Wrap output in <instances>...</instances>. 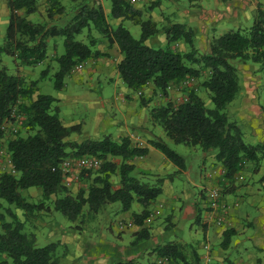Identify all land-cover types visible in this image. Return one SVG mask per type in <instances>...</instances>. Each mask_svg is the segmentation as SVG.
Instances as JSON below:
<instances>
[{"label": "trees", "instance_id": "trees-1", "mask_svg": "<svg viewBox=\"0 0 264 264\" xmlns=\"http://www.w3.org/2000/svg\"><path fill=\"white\" fill-rule=\"evenodd\" d=\"M71 1L77 3L67 11L69 19L58 25L28 19L29 14L39 11L40 0H6L8 23L0 45V57L7 54L22 63H36L45 57L47 39L61 37L62 52L55 56L57 69L53 74V87L60 89L64 77L71 73L77 62L89 56L106 55L97 50L92 52L87 43L76 38L84 29L96 28L106 37L108 45L116 44L121 54L115 62V69L122 82L137 92L152 83L166 99L163 104L150 108L149 118L153 125L162 128L169 140L198 146L204 151L213 150L223 167L221 180L232 181L247 163L255 170L264 158V142H246L241 126L227 112V105L240 90L238 62L258 64L264 80V6L258 5L248 27H237L212 37L207 50L200 51L194 45V30L190 26L168 21L158 27L156 21L143 18L142 10L130 0H109V13L114 19H129L138 24V38L133 37L121 22L111 26L100 0ZM47 2H50L49 6L43 12L46 16L51 18L55 13L67 16L61 0ZM159 32L165 37L163 45L146 42ZM179 41L186 49L176 46ZM45 73L46 70L41 71V74ZM186 77L199 78L200 81L184 87L180 100H170L169 87L179 85ZM197 88L206 92L212 106L205 104ZM21 99H28V102H21ZM54 101L50 94H35L34 83L26 84L22 76L10 73L0 58V122L12 117L15 106L24 114L23 126L34 131L17 134L7 141L16 173H0V264H61V243L56 241L37 246L35 234L24 228L26 219H20L13 210L17 208L26 215L48 208L44 200L50 196L54 197V208L70 220L75 219L84 206L87 212L97 213L106 203L119 201L122 210H127L136 197L142 209L131 214L137 229L131 233L129 246H136L150 236L144 220L149 216V205L161 188L158 182L147 184L140 181L132 174L134 164L129 162L135 156L144 155L147 147L132 144L129 136H121L118 140L110 135L80 141L67 139L70 134L80 132L81 123L62 124ZM148 143L173 164L182 166V156L161 137L154 134ZM78 155H93L101 162L96 170L80 173V178L88 180V184L84 192L74 195L62 182L61 173L53 167L63 158ZM113 174L118 176L117 187L111 179ZM31 186L41 190L40 201L30 202L24 198L22 192ZM234 188L230 185L223 190L233 192ZM231 234L228 229L223 232V245ZM152 251L158 258L166 259L168 264H220L209 259L202 262L195 245L189 242L167 240L157 244ZM131 260L124 263L130 264ZM118 261L116 264H120Z\"/></svg>", "mask_w": 264, "mask_h": 264}, {"label": "crops", "instance_id": "crops-1", "mask_svg": "<svg viewBox=\"0 0 264 264\" xmlns=\"http://www.w3.org/2000/svg\"><path fill=\"white\" fill-rule=\"evenodd\" d=\"M145 4V1H136L135 4L136 7L142 10L143 18H150L156 21L158 27L160 23L161 25H164L168 21L185 23L194 30L195 47L200 51H205L207 50L208 42L212 37L218 36L227 30L235 29L237 27H248L253 21L255 9L258 7V5L264 6V0H160L155 6L147 8L144 7ZM38 9L40 10V6ZM38 12L36 11L29 14L28 18L38 15ZM0 15L8 16L6 0H0ZM122 21L118 19L117 24L119 22L122 23ZM151 40L163 45L165 42V37L163 33L159 32L155 37H152ZM49 41L50 40L48 38V45L44 59L50 58L51 49H60L59 45L54 46L53 41H50V43ZM176 45L179 49H186V46L181 41H179ZM113 49L116 52L112 67L113 69H111V66H109V63H107L108 61H105L104 56H102L103 58L99 60V62L101 61L103 64L97 62L99 64L97 65L98 68L95 73H91V71H83V73L75 72L73 74H69V77H71L70 87L65 84L63 79V85L60 89L56 90H58V93H61L62 90L68 91L72 88V86L75 88V86H77L76 84L81 80L86 82V80L90 79L92 75H100L101 73H105L110 78L115 75L116 80L114 84L116 87H120L119 92L117 93L118 97L121 98L122 95L124 96L123 93H125L127 99L130 100L121 102L118 98L119 101L108 103V101H105V99L98 96V98L93 97L90 99L89 105L96 107V115L102 114L100 110L103 106H105L104 110H110L111 108L113 110L122 111L124 123L123 121H120L118 124L119 129L116 131L117 136L110 137L112 139L118 140L121 136H129L132 144L136 145L138 141H142L143 146L147 147V152L144 155L135 156L129 161L134 164V169L132 170V174L134 176L147 184H152L155 182L154 179H156L161 188L160 193L149 205L150 213L149 216L144 220V225H146V220H150V216L156 217V215L151 214L153 209L157 210V212L160 214H163L164 210H166L167 213L168 211L172 210V224H170V227L173 228L174 232H176L179 228L177 226V216H174V213L176 210H180L178 218L191 217L194 222L199 224L203 232V241H186L175 236L177 235L176 233L175 235H165L163 238L159 237L157 240H152L150 239V236L153 229L146 225L150 232L148 239L141 241L136 246L131 247H119L120 245L109 244L107 249L105 245H103L105 249L101 250V253L98 254V257L100 258L99 260L109 256V254H111L112 257L114 255L119 258L121 253H126L130 259L137 258L141 256L139 247L143 249L145 247H151L152 249L157 244H161L167 240H177L189 242L195 245L202 262H207L209 259V261L213 260L220 264H264V170L260 171L258 169L256 172H251V175L262 172L259 183L257 181L254 186L248 184L246 187L242 188L240 194L242 195L241 199L243 201H241L239 207L236 204V206L229 208L227 220L222 226H217L212 223V214L208 209L205 208V202L202 201V203L199 204L197 202L198 200H196L194 197L191 198V201L189 202H186L185 199L182 200L181 198L183 196L181 197V195L183 194V189L179 188L177 184H174V179L179 177L180 174H185L189 177V169L184 164V158L182 157V166L178 167L168 160L161 151L149 145L148 140L152 138L154 134L155 136L161 137L164 141L169 139L165 136L164 132L162 136L156 131V127L154 126L157 124L153 125V123H151L149 120V116L145 117L143 115L141 109L145 107V103L140 104L142 105L140 107L141 111L138 113L136 112L135 114V93L137 94V91H132L119 78L115 69V62L120 59L121 54L119 53L116 44H114ZM61 52L62 48L58 50V54ZM109 58H111V56L108 57V59ZM42 61L43 60L37 63H41ZM237 66L240 71V90L228 103L227 112L229 113L230 117L237 120V123L241 126L243 139L246 142L252 144L259 141L264 142V108H262L264 106V97L261 96L257 88L259 82L253 84L252 81L248 80L251 75L252 78L255 79V77H253V71L261 73V75L263 73L258 71V64L250 61H240L238 62ZM50 74V72H46L45 74H42L41 78L38 77V79H34L35 94L40 92L38 86L39 80L47 76H51ZM262 82H264L263 79ZM149 89H151L152 93L156 92L158 94L152 83H147L141 89L140 93L146 92ZM75 93L76 94H74V96L80 100H84V98L88 99L89 97H86L85 92L84 95L83 93ZM197 93L204 100V102H206V99L202 95V90L200 88H197ZM53 97L55 98V101L57 99L60 101L62 100L61 97H56L55 95ZM113 106L115 108H113ZM124 106H126V108ZM59 109L60 107H58V113ZM146 119L148 120L146 121ZM76 134L78 141H80V136H78L79 133ZM204 152V154L210 158L211 170L207 173H203L202 180L199 184L200 189H208L209 187L216 186L217 184H215V178L217 176L220 177L218 174H222L223 171L221 163L215 158V153L213 151ZM214 164L216 166H213ZM244 169H246V167ZM117 186V182H115L114 187ZM31 187H28L27 189ZM35 189L36 187L31 188L30 190H26L25 193L23 191L22 194L27 201L36 202V200L31 197L33 195L31 192ZM36 190H38V193H41L40 189ZM235 190L236 189H233V191ZM162 192L163 194H166L164 198L159 197ZM205 192L203 193L201 190L199 197H205ZM224 197L228 202H232L228 198V195H225ZM117 202L119 201L108 202L102 207L100 211H98L102 213V217H100L101 219L94 218V216L99 214L98 212L97 214L89 212V215L82 218L80 217V223L84 222L85 224L81 225L79 223L81 228L79 227L80 229L78 230H76L77 228L73 226H71L70 229H65L64 231L61 228L58 229L57 234L60 235L58 240L60 243L65 244L66 246V251H64V254H68L66 242H68L67 240L72 235L79 244L84 246V261L87 262L88 260H93L94 258L89 254L86 256V253L91 251V246L94 244L99 245L102 241L99 231L97 230V226L101 228L103 217L108 212L119 215L117 217V221L119 219H124L128 226H133V231L136 230L137 226L132 221L131 214L133 212H139L142 209L140 202L137 201L135 197L127 210H122L121 205H118ZM198 206H200V208ZM35 211L36 210L27 213L26 215L21 212L17 213L19 214V218L20 216L22 217L20 219H26L25 222L28 223L27 225L30 228L32 227L33 232L38 229L39 225L46 224L49 220L48 217L50 216V214H47V212H42L41 215ZM118 224H120L117 225L118 229L122 230L123 228L119 227L121 226V221H119ZM72 229L76 230L75 233L72 231ZM226 229L230 230L232 234L230 235L228 242L223 245L221 241L223 239V232ZM123 230L126 231V229ZM51 232H53L52 229ZM124 232L122 233V237H118V239L122 242H129L125 240V236L123 237ZM205 244L208 246L207 249L204 248ZM201 246L204 248L203 253H200L199 250V247ZM122 249H124L125 252H122ZM106 253H108V255H106ZM63 259L64 258L61 257L59 262L61 264H67L65 261H63ZM73 261H76V259H73L71 262Z\"/></svg>", "mask_w": 264, "mask_h": 264}, {"label": "rangeland", "instance_id": "rangeland-1", "mask_svg": "<svg viewBox=\"0 0 264 264\" xmlns=\"http://www.w3.org/2000/svg\"><path fill=\"white\" fill-rule=\"evenodd\" d=\"M47 1L40 0V3H39L40 10L38 12V15L32 16L31 18H28V19H30L31 21H37V22H44V23L48 22V24L56 23L58 25H63L64 23L67 22L70 16L67 11L72 10L73 9L72 7L77 3V2H72L71 0H61V4L64 6V12H67L66 14L67 16H65L64 13H62V15L60 14L58 15V13H55L53 17L49 18L48 16H46V14L43 13L44 10H46V7L49 6L50 2H47ZM100 1L104 7V12L106 14L107 22L110 23L111 26L116 25L118 22V19L112 18L109 13V8H110L109 0H100ZM136 1H140V2L145 1L146 4L144 7L147 8V7L155 6L156 4H158V1L160 0H136ZM136 1H134V3H136ZM7 23H8V16L0 15V45L2 44L3 39H4ZM122 25L125 26L130 31L133 37L135 38L139 37L140 26L138 24L133 23L129 19H125L122 21ZM76 38L87 43L91 47L92 52L97 50L101 53H105L106 55H104V58H105L104 60L108 61L107 63H109V66H111V69H113L112 67L114 64L113 63L114 57L116 55V52L113 49L114 44L108 45V40L102 33H100L96 28L91 27L89 31L84 29L81 34H78L76 36ZM49 40L54 41L55 46L59 45L60 49L62 48V45H61L62 38L61 37H55V38L49 37ZM146 42L148 44L151 43V45L154 44L150 38ZM157 44L158 43H156L155 45ZM58 50L56 48L51 49L50 58L43 59L41 63H37V62L29 63V64L22 63L14 56H10L7 54H2L0 58H1L2 63L5 64L6 67L8 68L9 72L12 74L22 76L26 84L30 82L34 83V79L36 80L38 79V77L41 78L42 70H46V72L51 73L50 74L51 76H47L39 80L38 86H39L40 92L51 94L53 96L55 95L56 97H61L62 99L61 101L57 99L55 102H53V104L56 103L55 105L60 107L58 115L61 120V123L62 124H70V123H76V122L82 123V128L80 129V132L78 134L81 140L85 138H91V139L101 138L104 135H108V134H110V136L112 137L117 136L116 131L119 129L118 128L119 122L123 121V117H124L123 112L120 110H113L111 108L110 110H106V109L104 110L105 106H103L102 109L100 110L102 114L96 115V109H95L96 107L89 105L90 99H92L93 97L98 98V96L105 99V101H108V103L119 101V99L121 102H126L130 100V99H127L125 93H123L124 96L122 95L121 98L118 97L117 93L119 92L120 87L119 86L116 87V85L114 84L116 80L115 75L114 76L111 75L112 76L111 78L107 76V74L105 73H101L100 75H92V77L86 80V82H83L81 80L80 82L76 84L77 86H75V88H73L72 86L71 88L72 90L71 89H69L68 91L62 90L61 93H58V90H56L53 87V74L57 69V65H56L57 61L55 60L54 56L58 55ZM102 56L103 55L89 56L88 58H86V60L79 61V62H82L81 64H83L82 68L78 70L72 69L70 74H73L75 72L83 73V71H86V72L91 71V73H95V71L98 68L97 65L99 63H102L101 61L99 62V60L103 58ZM110 56L111 58L108 59V57ZM69 76L70 75L65 76L64 82L70 87L71 77ZM253 77H255V79L252 78V75H251V77L248 78V80L252 81L253 84L256 82H259L257 88L261 96L264 97V82H262L263 74L261 75V73L253 71ZM199 81H200L199 78L194 79L190 85H193L194 83L199 82ZM186 86H188V84L185 85L182 82L179 85H171L168 89L169 99L175 100V101L180 100L183 97L182 90ZM201 90H202V95L206 99V102H205L206 105L212 106V102L208 98L206 92H204L203 89ZM75 92L80 93V94L83 93V95L85 92L86 97L87 96L89 97L88 99L84 98V100H80L76 96H74V94H76ZM135 100H136L135 114L136 112L138 113L139 111L142 110L143 115L145 117L149 116L148 112L151 107L159 106L166 101V99L162 97L159 93L158 94L156 92L152 93L151 89L147 90L146 92L139 93V94L138 92L137 94L135 93ZM22 101L26 103L28 102V99H23V100L21 99V102ZM141 103L143 104L145 103L146 105L144 108L140 110V107L142 106L140 105ZM124 107L126 108V106ZM113 108L115 107L113 106ZM262 108H264V106ZM103 110L105 113L103 112ZM147 120L148 119H146V121ZM154 127H156V131L163 136L162 128L158 125H155ZM33 132L34 131L32 129L27 130V128L23 126L22 129L17 134L26 135L28 133H33ZM67 139H70V140L74 139L78 141V137L76 133L70 134L67 137ZM165 141L170 148L175 150L178 154H180L184 158V164L189 169V177L185 174H180L179 177H176L174 179V184H177L179 188L183 189L182 191L183 194L181 195V197L182 196L183 197L181 199L182 200L185 199L186 202L187 201L189 202L191 201V198L194 197L196 200H198L197 202L199 204L202 203V201L204 202V196L203 198H200L199 194L201 190L204 193L208 189H200L199 184L202 180L203 173H207L211 170L210 158L206 156V154H204L205 152L198 146H189L183 143H174L173 141L167 140V139ZM213 166H216V165L214 164ZM245 167L246 169H243L242 171L237 173V175L234 177L232 181H229L228 179L221 180L219 176L215 178L216 183L215 182L214 183L217 184L216 186L220 189L221 193L223 194V197L225 195H228V198L232 201L230 203L225 199L227 203L230 204V208L232 206H236L235 203H237V206L239 207L241 201H243L241 199L242 195L240 194L242 191V188L246 187L248 184L254 186L257 181L259 183L260 177H261L260 175L262 172L257 173L255 175L254 174L251 175L252 174L251 172L252 171L256 172L258 169L260 171L264 170V158L260 160L255 170H253L254 166H252V164L250 163H247ZM91 173L95 174L96 172H91ZM111 179L114 182H117L118 176L113 174L111 176ZM154 181L155 182L153 183H157L156 179H154ZM87 184H88V180H85V178H82V177L80 178L79 176L77 181H73L72 184L68 188L70 189V192L75 195L77 192H80V191L84 192L86 190ZM230 185H233L235 187L234 189L236 190L233 192H226V190H223L224 188L229 187ZM31 188H34V187H31ZM31 188L25 189V191L30 190ZM36 189H39V188H36ZM36 189L31 192L33 194L31 197H33L36 200V202H38L41 200V197H40L41 193H38L37 192L38 190ZM165 195L166 194H163L162 192L159 195V197L164 198ZM53 199L54 197L50 196L49 199L44 200L45 205H47L48 207L47 209L42 208V209H38L35 211L36 213H39L41 215H42V212H47V214H50V216L48 217L49 220L46 224L39 225L38 229H36L33 232L32 227L30 228L27 225L28 223L26 222L24 223L25 230L31 231L35 234L37 246H42L49 242L59 241L58 239L60 238L59 237L60 235L57 234V231L60 228L63 231L65 229H70L71 226L76 227L77 228L76 230L80 229L81 228L80 224L81 225L85 224L84 222L80 223L79 221L80 217L82 218V217L89 215V212H87L86 210V206H84L82 209V212H80L76 216L75 219L70 220L64 214H62L60 211L54 208L53 203H52ZM3 203L6 206L8 205L4 201ZM117 204L121 205L119 202H117ZM9 206L13 208V205H9ZM198 207L200 208V206ZM13 210L16 213L20 212V210L17 208H13ZM179 211L180 210H176L174 213V216H177V220H178L177 226L179 228L177 229L176 232H174L173 228L170 227V224H172V221H171L172 210L168 211V213L166 210H164L163 214H160L157 212V210L153 209L151 211V214L156 215V217L150 216L151 217L150 220L145 221L146 225L149 228L153 229L151 232L150 239L157 240L159 237L163 238L165 235L167 236L175 235L176 233L177 235L175 236H177L178 238H182L183 240H186V241L187 240L192 241V242L203 241V232L199 224L197 222H194V220L191 217L178 218L180 214ZM98 213L99 214L96 213L97 215L94 216V218L101 219L100 217H102L101 215L102 213L100 212ZM118 216L119 215L108 212L103 217L101 228L97 226V230L99 231V235L101 236L102 241L100 242L99 245L94 244L93 246H91V251L86 253V256L88 254L91 255V257L94 258L93 260H88L87 262L84 261V256H83L84 251H85L84 246L79 244L78 241L75 239V237L71 235V237L67 240L68 242H66L67 247H68V254H64V251H66L65 244L61 243V245L59 246V252L62 254L61 257L64 258L63 261H65L67 264H116V262L119 260L118 262H120V264L121 263L125 264L124 262L130 259L126 253H121L122 257L119 256V258H117V256H114V255L112 257L111 254H109V256H106L101 260H99L100 258L98 257V254L101 253V250L105 249L103 245H105L107 249H108L109 244L120 245L119 247L121 246L130 247L129 242L132 239V234H130V231L131 233L133 232V226H128V224L125 222L124 219H119L117 221ZM6 218L9 219L8 216H6ZM20 218L22 217L20 216ZM50 220H52L53 222ZM119 221H121V226L119 227L126 229V231L123 229L122 230L118 229L117 225H120L118 224ZM52 225H53V228H52ZM51 229L53 230V232H51ZM76 230L72 229L74 233ZM123 232H124L123 237L125 236V240L129 242H122L118 239V237L120 238L122 237ZM181 242H185V241H181ZM199 248H200L199 249L200 253H203L204 248L202 246ZM122 252H125V250L122 249ZM139 252L141 256L137 258H133L132 260L130 259L132 261L130 264H168L166 259H164L162 263H158L157 262L158 257L152 251L151 247H145L144 249L139 247ZM106 255H108V253H106ZM73 259H76V261L71 262Z\"/></svg>", "mask_w": 264, "mask_h": 264}, {"label": "built area", "instance_id": "built-area-1", "mask_svg": "<svg viewBox=\"0 0 264 264\" xmlns=\"http://www.w3.org/2000/svg\"><path fill=\"white\" fill-rule=\"evenodd\" d=\"M130 2H134V0H130ZM81 63H76L73 69H81L83 66ZM193 80V77H186L182 80V83L190 85ZM139 93L140 91H138ZM11 116L10 119H5L0 122V173H16L7 149V141L15 137L22 129L24 114L14 106ZM137 144L143 146L142 141H138ZM100 162V159L93 155H78L63 158L53 169H57L62 175V182L66 186H70L73 181H77L82 171L96 170L100 166ZM218 175H221V173ZM206 191L204 197L205 208L212 214V223L217 226H222L227 220L230 204L227 203L217 186L209 187ZM204 248L207 249L208 246L205 244ZM163 261L164 258L159 257L157 259L158 263H162Z\"/></svg>", "mask_w": 264, "mask_h": 264}]
</instances>
